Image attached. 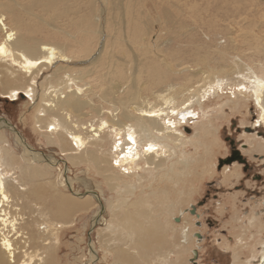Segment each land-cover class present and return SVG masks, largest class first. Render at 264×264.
<instances>
[{"label": "bare ground", "instance_id": "6f19581e", "mask_svg": "<svg viewBox=\"0 0 264 264\" xmlns=\"http://www.w3.org/2000/svg\"><path fill=\"white\" fill-rule=\"evenodd\" d=\"M37 1L33 0L32 6L38 5L44 17L52 21L70 16L68 0ZM164 1L181 13L180 3L184 0ZM12 2L0 0L2 94L18 100L24 93L32 102L27 101L26 107L34 105V130L44 147L55 151L59 158L33 150L21 137L13 136L11 129L6 128L8 122L0 119V264H49L61 230L74 222H59V217L50 213H63L65 207L89 212L96 204V212L91 217L94 221L97 201L99 196L104 197V189L112 195L104 210L105 214L111 213L105 230L114 235L115 241L109 237L101 242L105 259L110 256L111 264H178L185 250L188 257L181 263L190 264L194 228L183 202L190 200L196 181L207 173L212 174L214 165L204 166L203 162L218 146L214 134L218 119L238 114L246 125L248 107L252 106L255 121L247 123L252 134L244 135L254 150L264 153V140L256 134L257 130H264V57L262 62L258 60L247 66L246 73L238 70L228 73L225 64L222 68L219 64L214 67L209 64L211 74L201 76L198 82L202 85L192 90L194 84L190 81L194 77L183 70L186 65L183 60L176 59L180 54L170 51L167 57L158 52L156 44L147 39L150 21L141 28L130 25L136 17H128L126 31L122 34L124 25L117 24L116 34L119 38L126 37L130 52L123 51L122 62L110 77L119 38L109 33L107 19L105 27H101V9L96 0H88L86 10L91 17H83L74 25L79 37L45 20L42 22L51 30L41 33L42 38L31 36ZM108 3L112 10H120L117 7L121 1L110 3L108 0ZM131 11L126 9L127 14ZM28 14L42 17L31 11ZM178 20L179 17H168L171 31L176 32ZM162 22L160 18L159 24ZM104 30L106 38L109 36L108 42L105 41L93 64L89 68L72 67L73 60L84 63L89 60ZM259 49L264 55V46ZM217 59L223 61L225 57L219 52ZM126 67L130 85H125L122 77ZM46 72L49 74L38 84L39 76ZM172 73L180 76L179 83L167 81ZM232 74L240 75L236 77V84L226 77ZM93 76L95 80H102L97 92L85 82L86 77ZM113 78L122 81L101 88ZM142 78L144 87L140 90L136 83ZM223 78L228 81V93L221 85ZM224 94L230 96L224 97ZM210 96L216 100L219 115L210 113L206 103ZM94 98L103 103L96 105ZM88 112L96 113L97 118L85 120ZM189 123L193 125L191 134L187 133ZM11 139L19 152L15 151ZM91 165L96 166L97 175L103 178L104 188L86 177ZM71 166H81L78 168L83 171L72 176ZM235 176L238 179L241 176L238 169L224 176V180L231 185ZM232 199L236 201L234 195ZM258 207L252 209L245 222L235 217L244 224L239 233L246 225L262 228ZM175 218L181 223L175 222ZM98 220L104 219L101 216ZM102 236H106L104 232ZM174 237H179L176 242L179 241L174 242L173 248L163 249L166 240L169 238L170 242ZM111 243L128 247L111 248ZM243 247L245 244L238 245L240 249ZM89 249L90 256L94 257L96 250L92 245ZM256 251L254 261L241 260L240 252L235 253L234 264H264V238Z\"/></svg>", "mask_w": 264, "mask_h": 264}, {"label": "rangeland", "instance_id": "374dc122", "mask_svg": "<svg viewBox=\"0 0 264 264\" xmlns=\"http://www.w3.org/2000/svg\"><path fill=\"white\" fill-rule=\"evenodd\" d=\"M2 1L5 2V0ZM113 1L115 0H109L110 3ZM119 1H121V5L117 7L120 8L118 11L112 10V5H109L108 0H96L97 6L101 9V27H105L104 23L105 19H107L109 33L119 38L116 34V29L119 31L117 24L124 25L123 34L126 31L125 26L128 24L125 20H129V18L136 17L137 20L132 21L130 25H138L141 28H143L145 23L150 21L147 39L156 44V50L163 52L167 57H170V51H176L180 54V57L176 59L183 60L186 64L183 70H188L187 72H191L194 77L190 81V84H194L191 88L192 90L202 85V82H198L201 76V78H204L211 74L209 64L211 67L219 64L221 68L225 64L227 66L225 71L228 73L236 72L237 70L241 73H246L245 68L247 66L254 65L258 60L261 62L263 60L264 55L259 48L264 46V0H184L182 1L184 4L180 3L182 6L181 13H178L175 9L173 11L172 7L166 4L164 0ZM32 2L33 0H13L11 5L16 13L25 20L33 38H42L40 36L41 33L51 30V27L44 25L42 21L47 20L48 23H53L55 27L77 35L74 25L83 17L87 19L91 17L86 10L88 8V0H68L71 6L70 16L60 21H52L49 17H44L41 8L38 5L32 6ZM127 8L133 9V11L127 14ZM28 10L42 17H30ZM124 11L127 14L126 16H122L121 14ZM56 15H58V11ZM169 16L179 17L176 32H173L174 30L171 31L168 25ZM160 18L163 19L161 25L159 24ZM105 33L107 34L104 30L99 37L97 47L88 58L89 60L85 63L82 62L83 60H73L72 63L75 65L71 66L74 68H89L97 58L105 41L107 40L108 42L109 36L106 38ZM57 36L61 37V34ZM124 36L126 35L124 34ZM155 36L156 42H154ZM59 39L62 40L61 38ZM96 41L97 38L94 39L93 45H95ZM117 44L118 49L115 51L117 58L115 63L111 64L110 77L115 72V68L121 64L123 51L130 52L131 48L129 41L123 36H120ZM219 52L222 53L225 60L221 61L217 59ZM128 73L129 71L126 67L122 76L125 78V85H130L127 80ZM48 74L46 72L43 76H39L38 84ZM238 76L240 75L232 74L226 77L231 79L229 82L235 83ZM179 77V75L172 73L167 76V81L177 84L180 82ZM101 81L100 79L95 80L94 76L85 78L87 87L92 88L95 92L98 91ZM120 81L122 80L113 78L108 80V83H104L101 88L106 89L110 84L116 85ZM227 83L226 78H223L221 85L226 88L225 92L229 91L226 86ZM136 87L140 90L144 87L143 78L136 83ZM141 94L143 95V92ZM228 96L230 95L226 94L224 97ZM213 98L214 96H210L206 103L209 105L211 114L219 115L218 108H215L216 100ZM27 101L24 93L20 94L18 100L9 99L2 94L0 85V119L8 122L9 125L7 124L6 128L11 129L13 136L21 137L33 150L47 155L52 154L53 157L59 158L55 151L44 147L43 140L34 130L32 124L34 105L30 106L29 104L26 107ZM93 103L99 105L103 103V100L94 98ZM255 116L254 108L249 106L248 116L245 119L246 125L243 124L242 116L238 114H230L229 117L218 119L217 130L214 132L217 136L218 146H216L213 155L211 152L203 162L204 166L214 165L212 174L207 173L199 182L196 181L190 200L183 202L185 204L183 208L185 209H188L191 205L195 207L194 215L187 214L189 218L191 217L190 221L194 228V234L200 235L198 241H195L196 238H193L192 250H196L198 256L194 260V263L188 259L190 264H234L233 256L237 252H240L238 255H240L241 260L250 259L254 261L256 258V250H259L260 242L264 238V153L254 150V145H249V141L245 136L248 134L246 133L248 131H250L249 134H252V130H250L247 123L255 121ZM96 118V113L88 112L85 120ZM188 125L187 133L191 134L193 132L191 126L193 125L191 123ZM256 134L258 138L261 137L264 140L263 129L257 130ZM215 135L212 136L214 137ZM262 143L264 144V141ZM11 144L15 148V151L19 152L20 149L16 147L13 139H11ZM238 165L240 166V171ZM224 166H226V169L223 171ZM71 167H73L71 169L72 176L79 175L83 171L78 168L81 166ZM236 169H238L239 174L241 172L240 178L238 179L235 176L231 185L227 184L224 176L231 175ZM87 176L97 183H101L104 188V180L101 176L97 175L95 165L89 167ZM79 191H83V189ZM103 191V198L95 192L99 196V202L97 201L98 213L94 221H92L91 217L96 212V204H93L89 212L76 209L69 210L65 207L66 209L62 208L63 213H50L51 215L58 216L59 222L66 223L72 220L74 222L61 230L57 248L49 264H111L112 260L110 256L106 259L103 256L104 252L101 242L109 239V237L112 242H115L112 238L114 235L112 233L109 235L105 230V224L108 223L111 213L105 214L104 210L108 208V201H110L112 195L109 194L110 192L107 189ZM64 192L67 193L65 190ZM82 193L86 194V192ZM233 195L236 201L232 199ZM256 206H259L258 214L262 228L259 230L255 229L254 226L246 225L244 230L239 233L241 231L239 228L243 223L240 220H238L239 222L236 221V218H242L243 222H245L247 215ZM101 216L104 220H98ZM60 218H62L61 221ZM179 223H181V220ZM102 231L106 235L105 237L102 236ZM177 239L174 237V240H170L169 242L168 238L166 240L167 244H164L163 249L173 248L172 245L175 244L174 242ZM241 244H245V247L240 249L238 245ZM91 245L94 251L96 250L94 257L90 256L91 252L89 248ZM115 247L122 248L128 247V245L111 243V248ZM250 248H252L251 253H249ZM183 253V256L179 257L181 260L188 257V252L184 250ZM190 255L192 257V253ZM181 260L178 264L181 263Z\"/></svg>", "mask_w": 264, "mask_h": 264}, {"label": "water", "instance_id": "95a60500", "mask_svg": "<svg viewBox=\"0 0 264 264\" xmlns=\"http://www.w3.org/2000/svg\"><path fill=\"white\" fill-rule=\"evenodd\" d=\"M185 212H188L189 214L194 215L195 214V207L191 205V206H189L188 209H185ZM175 222H179V219L175 218ZM193 237H195L197 241L200 239V235L199 234H193ZM191 253H192V258L190 259V261L194 263V260L198 256L197 255V251L193 250Z\"/></svg>", "mask_w": 264, "mask_h": 264}, {"label": "flooded vegetation", "instance_id": "af4514ba", "mask_svg": "<svg viewBox=\"0 0 264 264\" xmlns=\"http://www.w3.org/2000/svg\"><path fill=\"white\" fill-rule=\"evenodd\" d=\"M248 132H250V131H248ZM247 133V132H246ZM240 167V166H239Z\"/></svg>", "mask_w": 264, "mask_h": 264}]
</instances>
